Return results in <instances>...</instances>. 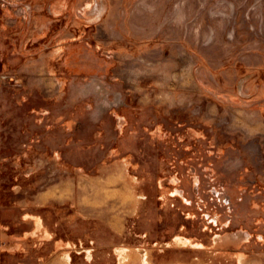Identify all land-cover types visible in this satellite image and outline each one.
Returning a JSON list of instances; mask_svg holds the SVG:
<instances>
[{
    "label": "rangeland",
    "instance_id": "1",
    "mask_svg": "<svg viewBox=\"0 0 264 264\" xmlns=\"http://www.w3.org/2000/svg\"><path fill=\"white\" fill-rule=\"evenodd\" d=\"M0 264H264V0H0Z\"/></svg>",
    "mask_w": 264,
    "mask_h": 264
}]
</instances>
